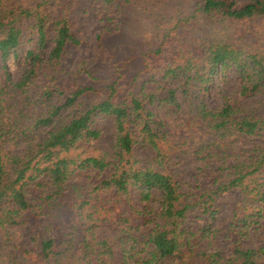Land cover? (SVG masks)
Returning a JSON list of instances; mask_svg holds the SVG:
<instances>
[{"label": "trees", "instance_id": "1", "mask_svg": "<svg viewBox=\"0 0 264 264\" xmlns=\"http://www.w3.org/2000/svg\"><path fill=\"white\" fill-rule=\"evenodd\" d=\"M66 1L0 0V264H264V245H248L264 224V113L244 104L264 91V48L224 33L264 21V0H197L193 15L210 22L203 35L178 39L173 50L166 37L151 51L168 52L157 74L140 86L145 70L127 83L120 74L89 105L81 101L96 87L77 80H96L98 66L78 62L71 84L66 58L81 40L69 13L54 12ZM23 20L36 44L16 79L7 59ZM233 68L238 95L210 106L216 76ZM102 117L114 119L111 151L98 146ZM138 147L152 148L153 161ZM231 191L241 202L217 224ZM62 211L69 231L45 235L41 223Z\"/></svg>", "mask_w": 264, "mask_h": 264}, {"label": "rangeland", "instance_id": "2", "mask_svg": "<svg viewBox=\"0 0 264 264\" xmlns=\"http://www.w3.org/2000/svg\"><path fill=\"white\" fill-rule=\"evenodd\" d=\"M124 1L114 0L107 3L103 0H69L55 8L54 12L69 13L73 33L81 40L80 45L70 48V54L66 58V65L72 71L69 78L71 84L76 82L73 71L76 70L78 62L85 60L98 66L96 80L86 75L77 80L80 84H92L96 87V92L88 94L81 101L84 105L96 103L104 98L107 93V84L119 78L120 74H122L120 82L127 83L131 76L140 70H145L137 83L138 86L150 76L157 74L158 68L166 62L168 52L165 51L166 54L159 57L151 51H154L166 37L168 43H171L165 49L173 50L178 39L187 40L197 34L203 35L210 26V22L201 18L199 14L193 15L197 0H165L162 6L153 5L146 0H135V3H126L122 7L121 3ZM53 6L55 7L56 3ZM29 22L27 20L20 22V26L24 29L22 41L18 49L7 59L9 70L16 79H19L24 72L27 51L34 48L36 44V35L31 28L32 22ZM220 28L223 26L221 25ZM224 33L236 37L240 42L250 41L257 47L264 48V21L232 25L224 30ZM99 34L102 35V42ZM51 48L52 44H49L46 48L47 55ZM145 53H150L147 61ZM118 67H120V73L117 70ZM240 85L241 79L236 68L228 70L226 75H217L207 93L208 104L213 107L222 106L223 94L237 96ZM39 92L38 88H35L32 94L39 96ZM55 102H59L57 96ZM244 104L248 108L264 113V91L245 100ZM70 114L71 109L64 112L65 117ZM67 119L69 120V117ZM95 125L103 128L106 136L98 146L111 151L115 133L114 119L98 118ZM137 151L144 161H153L152 148L141 150L138 147ZM186 180L193 183L200 180V177L190 175L186 177ZM241 199V195L235 191L221 196L223 205L217 224L230 218L232 204L241 202ZM60 220H64L65 223L62 225ZM195 222L198 223L201 220L196 219ZM68 226H71V222L63 211L57 212L52 221L45 219L41 223L45 235L55 237L61 235L65 229L69 231ZM109 231L107 226L101 229V233ZM24 232L26 236H29L31 229L27 227ZM25 240L26 238L22 240L24 244ZM248 245H264V224L258 230L252 231V239Z\"/></svg>", "mask_w": 264, "mask_h": 264}]
</instances>
